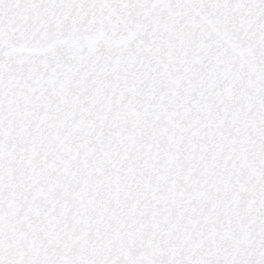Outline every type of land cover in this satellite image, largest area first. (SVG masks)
I'll return each mask as SVG.
<instances>
[{
  "label": "snow or ice",
  "instance_id": "1",
  "mask_svg": "<svg viewBox=\"0 0 264 264\" xmlns=\"http://www.w3.org/2000/svg\"><path fill=\"white\" fill-rule=\"evenodd\" d=\"M0 264H264V0H0Z\"/></svg>",
  "mask_w": 264,
  "mask_h": 264
}]
</instances>
